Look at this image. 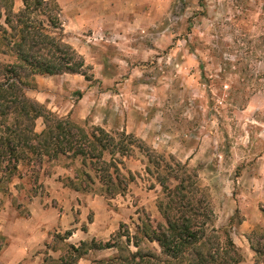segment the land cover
<instances>
[{"label": "rangeland", "instance_id": "1", "mask_svg": "<svg viewBox=\"0 0 264 264\" xmlns=\"http://www.w3.org/2000/svg\"><path fill=\"white\" fill-rule=\"evenodd\" d=\"M138 7L133 24L130 19L123 23L135 26V34L120 36L121 49L114 53L122 67L113 71L120 77L106 84L119 92L111 101L126 118L103 128L134 134L174 166L185 164L209 195L215 227L230 229L231 221L240 220L234 209L240 190L257 181L262 187L264 180V47L258 46L264 36V0H142ZM36 18L48 25L46 17ZM0 60L15 59L1 54ZM95 121L79 124L91 129L100 126ZM44 128L39 118L36 131ZM120 166L132 181L114 198L101 194L96 174L81 159L23 163L10 182L0 175V251L10 244L6 234L19 237L24 229L26 235V229L36 228L33 218L42 220L46 248L39 253L44 259L65 255L67 243L79 245L96 220L107 231L106 241L126 247L121 235L138 236V226L162 220L163 190L160 171L144 151L135 150ZM255 229L264 234V217ZM130 249L137 251L133 245ZM141 249L160 252L157 243L147 241ZM118 252L93 250L89 258L102 264L97 262Z\"/></svg>", "mask_w": 264, "mask_h": 264}, {"label": "trees", "instance_id": "2", "mask_svg": "<svg viewBox=\"0 0 264 264\" xmlns=\"http://www.w3.org/2000/svg\"><path fill=\"white\" fill-rule=\"evenodd\" d=\"M23 4L24 7L15 12L13 0H0V43L5 46L0 55L15 59L8 63L0 60V175L10 182L23 163L81 159L82 166L96 174L101 194L114 198L126 193L132 181L130 174L122 172L123 158L131 157L139 149L160 171L158 181L163 190L158 202L162 220L138 226V236H131L129 232L121 235L126 237V247L111 240L92 239L79 245L67 243L65 255L45 259V262L78 264L93 250L116 248L117 254L97 263L240 264L244 257L230 230L215 227L209 195L185 164L175 167L134 134L111 133L101 126L88 129L70 117H60L28 96L27 90L35 88L34 79L38 75L70 73L83 74L87 80L92 78L86 72L89 67L85 66L83 57L66 43L63 31L56 33L62 30L58 3L23 0ZM36 16L46 17L48 25ZM258 42V46L264 47V36ZM201 69L204 70L203 65ZM39 118L45 120V128L40 133L36 131ZM83 175L94 183L87 170ZM261 211L264 215V205ZM251 240L257 261L264 263V234L255 230ZM144 241L157 243L160 252L142 250ZM131 245L137 251H132Z\"/></svg>", "mask_w": 264, "mask_h": 264}, {"label": "crops", "instance_id": "3", "mask_svg": "<svg viewBox=\"0 0 264 264\" xmlns=\"http://www.w3.org/2000/svg\"><path fill=\"white\" fill-rule=\"evenodd\" d=\"M55 1L61 9L60 19L65 41L83 57L85 66L90 67L92 79L87 80L83 74L70 73L38 75L34 79L35 88L27 90L28 96L46 105L60 117H70L78 123L88 118L98 121L101 127L119 123L121 120L124 122L125 110L119 106L114 108L111 101L112 95L117 99L120 94L115 89L107 88L106 84L115 82L120 77V73L115 74L113 71V67L118 69L122 67L118 65L119 55L114 53L121 49L120 36L135 34L133 32L136 31L135 26L124 27V24H127L129 19L133 24L139 10L138 4H141L142 0ZM23 6V0H14L15 12L20 11ZM263 181L262 187L260 181H257L255 186L249 183L245 191L240 190L238 201H235L234 209L240 214V220L233 223L231 221L229 230L244 257L240 264H264L257 261L251 240L252 233L257 230L255 228L263 223L264 215L260 208V203H264ZM33 219L36 220V228L26 229V235L25 229L21 231L22 226L20 227L22 235L19 237L6 234L10 244L0 251V264H44L45 259L39 251L46 248V236L43 235V228H39L42 220ZM20 221L23 222V219ZM28 223L30 222L26 220V225ZM42 225L47 229L44 224ZM54 225H50V228L53 229ZM99 225L98 220L90 224L87 233H84L79 241L88 239L99 241L101 238V241H106L104 235L107 231L100 229ZM89 255L80 259L78 264H92Z\"/></svg>", "mask_w": 264, "mask_h": 264}]
</instances>
